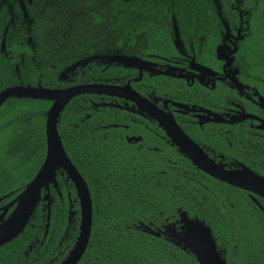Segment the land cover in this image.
<instances>
[{"label": "flooded vegetation", "instance_id": "af4514ba", "mask_svg": "<svg viewBox=\"0 0 264 264\" xmlns=\"http://www.w3.org/2000/svg\"><path fill=\"white\" fill-rule=\"evenodd\" d=\"M252 3L253 0L22 1L26 16L21 8V24L26 28L27 49L34 54L40 43V57L66 63L58 71L59 84L53 89L89 84L121 88L119 96L73 97L60 113L59 137L66 109L75 119L78 105L81 123L96 119L87 133L112 136L133 150L156 152L168 164L172 163L169 156L179 157L185 162L182 173L187 182L197 186L196 197L186 202L189 210L171 209L165 216L158 213L148 225L138 222L134 226L151 240L144 264H264V195L226 184L208 173L264 178V73L257 72V59L245 49ZM31 7L38 11L32 12ZM5 47L4 41L2 52ZM28 62L33 63L34 57L30 56ZM38 85L40 82L33 87ZM11 99L27 98H10L4 104ZM42 101L49 106L41 114L45 119L41 165L46 157V115L52 105L51 101ZM108 109L115 114L113 120L100 119ZM158 118L180 129L186 142L180 146ZM68 124L76 135L79 127L75 120ZM28 150L30 154L25 159L36 153ZM41 165L34 172L0 169V231ZM25 174L29 177L21 178ZM196 177H205L208 185ZM61 179L72 184L65 172L56 170L54 182L40 189L22 231L0 245V264H62L67 258L76 239L64 256L61 247L74 224V205H79V200L76 194L74 200L66 201L67 227L63 237L55 236L52 245L51 216L54 212L59 220L64 204ZM224 188L229 190L225 194ZM230 189L237 193L238 200L240 193L242 204L234 201ZM222 198L226 203H221ZM78 214L80 224V205ZM28 227L37 232L24 234ZM201 227L214 245V253L208 256L198 255L193 249L209 248L205 240H196L198 235L206 237L205 233L193 232ZM187 236L193 241L185 239ZM120 261L136 264V257L126 256Z\"/></svg>", "mask_w": 264, "mask_h": 264}, {"label": "trees", "instance_id": "16d2710c", "mask_svg": "<svg viewBox=\"0 0 264 264\" xmlns=\"http://www.w3.org/2000/svg\"><path fill=\"white\" fill-rule=\"evenodd\" d=\"M3 2L4 0H0V42L4 38V31H7L3 52L0 45V90L18 84L35 86L38 82L44 88L58 87L56 77L66 63L55 62L52 57L47 60L40 57V43H37L35 53L31 54L25 45L27 34L26 28L21 24L19 3L17 0L5 1L11 5L9 7ZM251 7L249 38L245 49L252 58L257 59V72L264 73V0H253ZM30 9L32 12L38 11L36 7ZM30 56L34 57L33 63L28 62ZM40 61L44 63L42 66ZM261 67L263 69L259 70ZM48 106L49 103L45 101L32 99H11L2 106L0 169L18 168L34 172L41 165L45 154V119L41 114ZM75 106L77 117L74 119L67 108V113L60 121L59 134L70 161L86 182L92 199L90 240L79 264H121L120 259L126 256L136 257V264H144V259L148 257L146 252L151 248V240L149 236L136 231L134 226L138 222L148 225L158 213L165 216L171 209L189 210L185 205L188 200L196 197L194 189L197 186L187 182V177L182 173L185 162L179 157L169 156L172 163L168 164L165 157L156 152L145 148L133 150L128 145L114 141L112 136L104 138L99 137L100 134L87 133L96 119L93 117L81 123L80 108ZM114 115L108 109L99 118L108 121L113 120ZM72 120L79 127L76 135L68 124ZM28 149L35 150L36 153L25 159L30 154ZM25 177L29 175L21 176ZM196 180L206 186L209 183L205 177H196ZM228 191L222 189L223 194ZM61 194L64 204L61 205L60 219H55L53 212L50 220L52 245L55 236L59 234L63 237L67 227L66 201L76 198L72 184L65 183L63 179ZM232 194L238 204L244 202L240 193L239 200L237 193L232 191ZM222 202L226 203V200L222 198ZM74 210L77 215L73 219L74 224L67 231L66 241L62 243V256L72 247L78 235V203L74 205ZM33 224L37 225V222L34 221ZM36 232L28 227L24 234L31 236ZM48 242L47 239L46 243Z\"/></svg>", "mask_w": 264, "mask_h": 264}, {"label": "water", "instance_id": "95a60500", "mask_svg": "<svg viewBox=\"0 0 264 264\" xmlns=\"http://www.w3.org/2000/svg\"><path fill=\"white\" fill-rule=\"evenodd\" d=\"M1 46V49L3 50L4 39L1 42ZM120 91V87L104 84L79 85L64 90L43 88L40 85L33 87L29 85L24 86L18 84L12 87H7L0 93V108L10 98H27L32 100H48L52 102V105L46 115L45 160L39 168L35 178L18 197L19 202L17 208L9 218L5 227L0 231V245L10 241L22 231L33 211L34 206L38 201L40 189L44 186L47 187L49 183L54 182L56 170L60 169L66 173L67 179L70 180L74 185L80 205V224L78 236L73 248L62 264H77L79 262L87 249L90 239L93 213L92 200L86 182L65 153L57 132V124L59 122L61 111L73 97L81 94L119 96ZM158 119L160 125L176 139L180 146H182L183 142H186L184 141L185 137H183L180 129H175L174 126L168 123V121L164 118ZM208 173L211 174L215 179L225 182L226 184L235 186L239 189L264 195L263 177L242 176V173H239L241 175L238 176L228 175L229 173L226 174L221 171ZM193 232L201 234L205 233L206 237L201 238L203 235H198L196 240H205L209 243V248L207 249H202L199 246L193 247L194 250L197 249V254L208 256L214 253V245L210 239V236L208 235L207 230L204 227H201L200 231L194 230ZM185 239L193 241V239L188 238V236L185 237Z\"/></svg>", "mask_w": 264, "mask_h": 264}, {"label": "rangeland", "instance_id": "374dc122", "mask_svg": "<svg viewBox=\"0 0 264 264\" xmlns=\"http://www.w3.org/2000/svg\"><path fill=\"white\" fill-rule=\"evenodd\" d=\"M5 1H8V0H4L3 3H5L6 5H8V6L10 7L11 5L8 4V3L5 2ZM22 1H23V0H17V2L19 3V6H21L20 8H22V10H23V12H24V15L26 16L25 11H24V6L22 5ZM71 73H73V72H71ZM68 75L70 76V75H73V74H68ZM71 78H74V77H71ZM21 85H22V84H21Z\"/></svg>", "mask_w": 264, "mask_h": 264}]
</instances>
